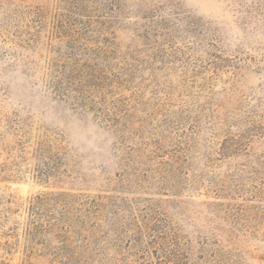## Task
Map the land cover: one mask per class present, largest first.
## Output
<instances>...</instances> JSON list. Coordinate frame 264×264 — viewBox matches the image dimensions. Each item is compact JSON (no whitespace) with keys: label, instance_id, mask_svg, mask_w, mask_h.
<instances>
[{"label":"rangeland","instance_id":"1","mask_svg":"<svg viewBox=\"0 0 264 264\" xmlns=\"http://www.w3.org/2000/svg\"><path fill=\"white\" fill-rule=\"evenodd\" d=\"M0 264H264V0H0Z\"/></svg>","mask_w":264,"mask_h":264}]
</instances>
